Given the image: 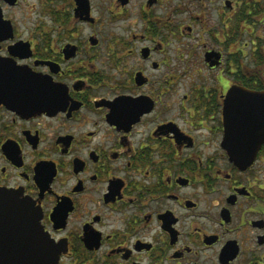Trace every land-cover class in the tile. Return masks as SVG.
I'll use <instances>...</instances> for the list:
<instances>
[{
	"label": "flooded vegetation",
	"instance_id": "obj_1",
	"mask_svg": "<svg viewBox=\"0 0 264 264\" xmlns=\"http://www.w3.org/2000/svg\"><path fill=\"white\" fill-rule=\"evenodd\" d=\"M215 1L0 0V264L24 206L55 264H264V143L226 131L264 88Z\"/></svg>",
	"mask_w": 264,
	"mask_h": 264
},
{
	"label": "water",
	"instance_id": "obj_2",
	"mask_svg": "<svg viewBox=\"0 0 264 264\" xmlns=\"http://www.w3.org/2000/svg\"><path fill=\"white\" fill-rule=\"evenodd\" d=\"M226 108L231 111L226 131L228 134L231 132L232 140L233 135H236V138L243 142L235 148L241 152H247L246 155L252 159L257 149L264 143V90L233 87L227 94ZM233 118H238V121L234 122ZM12 197L5 192H0V220H4V214L11 211L4 210L3 205L5 199H12ZM20 212L23 213V217L19 220H23L22 230L24 231L22 263L55 264L57 254H47L49 241L39 225L38 214L28 211L25 206L20 209Z\"/></svg>",
	"mask_w": 264,
	"mask_h": 264
},
{
	"label": "trees",
	"instance_id": "obj_3",
	"mask_svg": "<svg viewBox=\"0 0 264 264\" xmlns=\"http://www.w3.org/2000/svg\"><path fill=\"white\" fill-rule=\"evenodd\" d=\"M230 24L226 26L229 40L241 53L243 43L247 48L248 76L258 78L257 87L264 88V0H231ZM246 25V36L243 34ZM244 35V37H243ZM252 81H248L249 85Z\"/></svg>",
	"mask_w": 264,
	"mask_h": 264
},
{
	"label": "rangeland",
	"instance_id": "obj_4",
	"mask_svg": "<svg viewBox=\"0 0 264 264\" xmlns=\"http://www.w3.org/2000/svg\"><path fill=\"white\" fill-rule=\"evenodd\" d=\"M215 2H216V10L212 12V16H211L212 19H211V22H210L211 25H214V24H218L219 23V21H218V12L219 11L218 10L222 9V7H223L222 0H216ZM247 49H249V47Z\"/></svg>",
	"mask_w": 264,
	"mask_h": 264
}]
</instances>
